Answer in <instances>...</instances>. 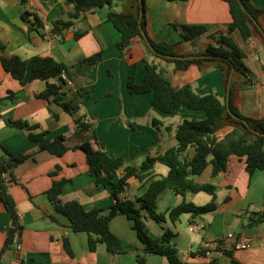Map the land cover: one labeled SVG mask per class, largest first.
Segmentation results:
<instances>
[{
    "label": "crops",
    "instance_id": "0c3cea01",
    "mask_svg": "<svg viewBox=\"0 0 264 264\" xmlns=\"http://www.w3.org/2000/svg\"><path fill=\"white\" fill-rule=\"evenodd\" d=\"M65 1L0 0V141L15 154H32L15 170V182L9 187L24 226L21 250L4 255L3 264H169L165 257L145 252V246L125 215L116 216L110 229L132 248L113 255L103 243L91 251L90 235L74 233L69 221L57 213L47 197L55 180L72 179L73 182L65 186L61 199L64 202L79 200L87 209L114 205L113 187L97 184L90 174L85 152L75 148L88 136L77 129L75 116L55 103L37 98L46 89V82L21 86L4 70L1 57H53L68 66H76L75 81L66 80L60 93L68 100L75 99L77 93L83 95L76 115L85 116L95 125L98 138L110 155L124 156L127 165L131 166H139L148 157L164 154L177 146L175 131L184 118L206 117L204 111L186 107L165 116L153 106V92L132 94L128 89L129 78L134 75L137 83L144 82L145 58L164 68L174 86L190 84L202 94L215 92L222 100L228 94L224 73L214 62L178 71L174 63L148 55L140 38L133 40L127 56L121 60L117 47L121 34L107 17L112 10L136 14L135 0H123L111 8L106 6L85 12L75 20L73 28L64 30L62 37L45 38L39 32H29L23 19L25 12L40 16L45 24L50 25L57 19H69L68 12L72 7L65 5ZM251 2L264 10V0ZM231 21L229 5L223 0H147L148 35L155 42L175 44L180 54L205 52L213 43L210 35H227ZM183 25L203 26L207 32L195 40L185 41L177 29ZM258 25V31L247 41L239 33H232L245 54L242 61L250 70L244 80H237L240 86L233 99L244 115L261 119L264 118V13L259 16ZM76 32L83 35L76 39ZM98 52H102V59L95 66H85L79 71V63ZM50 83L61 84V80L52 79ZM10 91L17 93L13 100L7 98ZM16 120L38 125L40 130L49 131L50 138L65 135L70 150L62 157L47 151L37 152V144L29 140L26 131L8 125L9 121ZM232 129L233 126L227 124L218 136L223 137ZM193 154L194 149L190 148L187 156ZM6 159L4 156L3 160ZM57 166L61 169L52 176ZM168 173L169 168L157 162L142 171L139 178H132L119 197L136 199L144 194L152 181ZM123 175L124 170L119 171L113 182L117 184ZM195 181L216 185V196L204 197V192L182 196L171 190L164 191L159 196L157 212L165 214L167 219L160 227L158 223L148 221L150 233L162 237L164 228L171 229L175 237L170 244L177 248L187 264H264V220L253 224L250 220L252 213L264 210V171L257 170L251 175L246 170L245 158L232 155L225 172L213 175L212 166H209L202 175L195 177ZM214 198L217 209L213 212L201 216L184 214L176 222L168 218L169 210L184 201L202 206ZM194 223L203 224L204 229L192 232L190 226ZM10 225V215L0 198V252ZM255 226V233L248 235L247 231ZM229 234L251 236L254 245L249 249L225 248L222 243ZM65 242L70 244L72 255L66 251ZM139 255L145 257L144 263L138 262Z\"/></svg>",
    "mask_w": 264,
    "mask_h": 264
},
{
    "label": "trees",
    "instance_id": "16d2710c",
    "mask_svg": "<svg viewBox=\"0 0 264 264\" xmlns=\"http://www.w3.org/2000/svg\"><path fill=\"white\" fill-rule=\"evenodd\" d=\"M47 1V0H45ZM123 0H66L65 5L71 6L68 12V20L57 19L50 23V35L62 37L66 29L75 26V20L89 10L113 5ZM138 11L136 14L128 12L110 11L108 21L113 24L121 34L117 44L120 59L127 56L132 42L140 38L146 48L147 54L175 64L178 71H186L192 65L201 66L205 62H214L225 76L228 94L224 100L220 99L215 92L202 94L201 90L186 84L176 87L172 84L167 71L154 61L145 58L146 76L143 83H137L132 75L128 81V89L132 94H145L153 92L152 104L165 116L173 115L182 108L195 111H204V119L184 118L175 131L177 146L169 149L164 154L156 157H148L139 166L127 165L124 156L110 155L106 151L105 144L98 138L96 127L91 122H86L85 116L76 115L81 104L83 95L77 93L75 99H66L60 93L66 80L75 81L76 66H68L53 57H32L22 59L18 56L1 57L4 70L21 86L26 87L37 81L46 82V89L37 95V98L45 99L62 107L64 111L75 116V124L81 132L88 133L87 139L75 148L83 150L86 154L90 174L95 177L97 184L103 187L112 186L115 204L109 208L95 207L87 209L79 200L64 202L61 197L65 186L73 182L72 179L53 181L51 189L47 192L49 201L55 206L57 213L69 221V227L74 233L85 232L90 235L89 248L96 250L99 243L106 245L107 250L113 254H122L131 249L110 229L111 221L118 215H125L132 224L139 240L145 246V252L165 257L169 264H187L184 262L176 247L170 244L175 237L174 232L164 228L162 237L153 236L146 224L148 218L163 225L167 219L165 214L157 212L159 196L166 190H171L177 195L185 196L187 193H207L216 196L217 186L213 184H200L195 177L202 175L205 170L212 166L213 175H218L227 170L229 157L235 155L245 158L246 170L249 174L257 170L264 171V118H254L244 115L234 103V92L240 83L233 80L235 72L240 71L248 75L250 70L245 66L242 59L245 57L243 50L236 44L232 33L238 32L247 41L255 31H258V18L264 10L256 8L251 0H223L228 3L232 21L228 25L227 35L219 33L210 35L213 43L209 44L205 52L199 54H180L175 44L167 42H155L147 33V0H135ZM23 19L27 23L29 32L43 34L46 25L42 18L36 14L25 12ZM183 40L191 41L199 35L207 32L203 26H178ZM147 36V40L143 36ZM83 34L76 32V39ZM154 48V50L151 48ZM102 59V52H98L82 60L79 71L85 66H95ZM65 74L66 79L62 77ZM59 78L61 84L50 83L52 79ZM17 93L10 91L7 98L13 100ZM55 117L56 114H55ZM227 124L233 129L223 137L218 132ZM8 125L26 131L31 142L37 144V152L47 151L53 156L62 157L70 149L66 144L67 137L59 135L49 137V131L40 130L38 125H30L27 121H9ZM155 127L158 125L155 122ZM190 148L194 149L192 157L187 156ZM7 157L3 160V157ZM32 154H15L0 141V198L10 215L11 225L6 233L5 243L0 252V264L6 254H14L17 245L21 244L24 226L21 223L17 210V204L9 191V187L15 182V170L23 164ZM157 162L169 168L167 176L152 181L143 195L136 199H121L132 178H139L140 173L153 167ZM61 168L57 166L52 176L58 174ZM124 170V175L116 184L113 180L118 172ZM217 209L216 198L206 205L198 206L192 202L184 201L178 206L171 208L168 218L176 222L184 214L201 216ZM56 220L54 217H51ZM251 224L264 220V210L252 213ZM66 251L72 255L70 244L65 242ZM139 263L145 262L144 256H137ZM216 262H213L215 264Z\"/></svg>",
    "mask_w": 264,
    "mask_h": 264
},
{
    "label": "built area",
    "instance_id": "2783aa9c",
    "mask_svg": "<svg viewBox=\"0 0 264 264\" xmlns=\"http://www.w3.org/2000/svg\"><path fill=\"white\" fill-rule=\"evenodd\" d=\"M43 30H44V33H45V38H48V37L51 36L50 35V26L49 25L46 24L44 26ZM62 77L64 79H66L65 74H63ZM86 122H90V121L88 119H86ZM203 229H204V225L203 224L194 223V224H192L190 226V230L192 232L201 231ZM222 245H223V247L229 248V249H232V248L249 249V248H251L254 245V243H253V237H251V236L241 237V236H238V235H235V234H229L223 240ZM262 246L264 247V241L262 243ZM17 249L21 250V244L17 245ZM207 254H210V253L208 252Z\"/></svg>",
    "mask_w": 264,
    "mask_h": 264
},
{
    "label": "rangeland",
    "instance_id": "374dc122",
    "mask_svg": "<svg viewBox=\"0 0 264 264\" xmlns=\"http://www.w3.org/2000/svg\"><path fill=\"white\" fill-rule=\"evenodd\" d=\"M238 33V32H237ZM237 35H239V34H237ZM233 80H238V81H242V80H244V74L242 73V72H240V71H237V72H235L234 73V75H233ZM137 136V135H136ZM202 195H204V197H209V194H202ZM162 207V206H161ZM148 221H150L149 223L150 224H155V223H157L156 221L154 222V220H152L151 218H148L147 220H146V224H148ZM158 225V227H160V225L161 224H157Z\"/></svg>",
    "mask_w": 264,
    "mask_h": 264
},
{
    "label": "water",
    "instance_id": "95a60500",
    "mask_svg": "<svg viewBox=\"0 0 264 264\" xmlns=\"http://www.w3.org/2000/svg\"><path fill=\"white\" fill-rule=\"evenodd\" d=\"M143 36L145 37V39L147 40V36H146V34L143 32ZM151 48L154 50V48L151 46ZM155 51V50H154ZM256 228H257V226H255L253 229H250V230H248L247 231V234L248 235H252V234H254L255 233V230H256ZM252 230V231H251Z\"/></svg>",
    "mask_w": 264,
    "mask_h": 264
}]
</instances>
